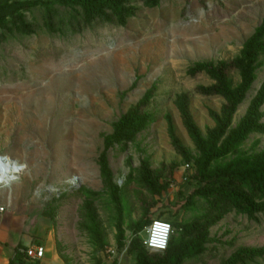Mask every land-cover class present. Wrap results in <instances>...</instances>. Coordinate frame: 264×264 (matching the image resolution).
I'll return each mask as SVG.
<instances>
[{"label": "rangeland", "instance_id": "374dc122", "mask_svg": "<svg viewBox=\"0 0 264 264\" xmlns=\"http://www.w3.org/2000/svg\"><path fill=\"white\" fill-rule=\"evenodd\" d=\"M83 1L0 25V215L58 264H137L158 219L180 253L152 264H264V52L232 113L202 67L237 95L264 0Z\"/></svg>", "mask_w": 264, "mask_h": 264}, {"label": "trees", "instance_id": "16d2710c", "mask_svg": "<svg viewBox=\"0 0 264 264\" xmlns=\"http://www.w3.org/2000/svg\"><path fill=\"white\" fill-rule=\"evenodd\" d=\"M12 0H0V25L6 21L8 17H12L15 22V26H17L18 18L21 16L23 17L24 12H31L35 5L29 3L32 2L30 0L29 2L26 0L23 2L16 0L15 3L11 4ZM76 4L80 5L82 8L88 7V1L83 0H76ZM264 52V21L262 26L255 32L254 36L245 44V48L243 51V58L240 60L241 62V75H242V86L237 95H232L228 89L225 88V80L224 76L221 70L214 69L208 66L203 65V68L209 69V74H211L224 88V92L227 95L229 102L232 106V109H230V112L232 113L239 104V102L243 99L244 94L246 90L249 88L251 83L255 80L254 75V64L257 61V56ZM150 95L146 97L141 103L140 107L143 106L146 102H149ZM264 102V90L259 95V99L257 100L256 106L259 107ZM229 112V113H230ZM248 128L251 127V122L247 125ZM111 140L112 137H108L105 140L104 144V150L100 158L102 171L106 176H109V162H108V152L111 146ZM263 174H261L262 176ZM262 181L260 180V183ZM252 209V207H251ZM159 220V219H158ZM162 221V220H160ZM152 224V223H151ZM151 226V225H150ZM42 246V245H40ZM28 247H22L20 246L17 250V254L15 258L10 262V264H26L28 263H34L37 264L38 262H32L29 260V258L26 255V251L28 250ZM141 255L138 256V263L137 264H152L150 259L148 258V249L143 244V247L141 248ZM148 250V251H147ZM23 251L24 253H21ZM177 245L175 242L172 241V237L169 243V246L165 252L159 253L164 254L165 257H168L172 261L176 260L179 257V252Z\"/></svg>", "mask_w": 264, "mask_h": 264}, {"label": "crops", "instance_id": "0c3cea01", "mask_svg": "<svg viewBox=\"0 0 264 264\" xmlns=\"http://www.w3.org/2000/svg\"><path fill=\"white\" fill-rule=\"evenodd\" d=\"M23 232L22 224L17 223V221H8V216L0 215V264H10L20 246L30 247L31 238L29 239ZM44 249L46 252L45 247ZM46 254L47 257L44 256L38 262L39 264H58L49 252Z\"/></svg>", "mask_w": 264, "mask_h": 264}, {"label": "built area", "instance_id": "2783aa9c", "mask_svg": "<svg viewBox=\"0 0 264 264\" xmlns=\"http://www.w3.org/2000/svg\"><path fill=\"white\" fill-rule=\"evenodd\" d=\"M0 158H2V157H0ZM6 162H2V165H3L4 168H5ZM186 168L188 169L189 166H187ZM4 213H5V208L1 207L0 208V214H4ZM155 221H160V220H155ZM155 221H153L151 226L149 228H147V230H146V236H145V240H144V245L147 247V249L149 251L156 252V253H162V252H165L167 250L168 246H169V243H170V240H171V237H172V234H173V228L171 226V231L168 234L167 245H166L165 249L161 250V249H157V248L151 247L148 243H146V241H149L151 239L152 226H153ZM160 222L169 224V223L163 222V221H160ZM21 253H24V252L21 251ZM25 253H26L27 257L29 258V260H31L32 262H39L45 256V249H44L43 246H36L34 248H29Z\"/></svg>", "mask_w": 264, "mask_h": 264}, {"label": "clouds", "instance_id": "9594fccd", "mask_svg": "<svg viewBox=\"0 0 264 264\" xmlns=\"http://www.w3.org/2000/svg\"><path fill=\"white\" fill-rule=\"evenodd\" d=\"M170 231V224L155 221L152 226L151 239L146 241V243H148L151 247L163 250L166 248L167 237Z\"/></svg>", "mask_w": 264, "mask_h": 264}, {"label": "bare ground", "instance_id": "6f19581e", "mask_svg": "<svg viewBox=\"0 0 264 264\" xmlns=\"http://www.w3.org/2000/svg\"><path fill=\"white\" fill-rule=\"evenodd\" d=\"M5 168L0 170V184L10 183L17 179V175L23 169V166L11 158H6Z\"/></svg>", "mask_w": 264, "mask_h": 264}, {"label": "water", "instance_id": "95a60500", "mask_svg": "<svg viewBox=\"0 0 264 264\" xmlns=\"http://www.w3.org/2000/svg\"><path fill=\"white\" fill-rule=\"evenodd\" d=\"M7 161V159L6 158H0V170L1 169H4V167H3V165H2V162H6Z\"/></svg>", "mask_w": 264, "mask_h": 264}]
</instances>
